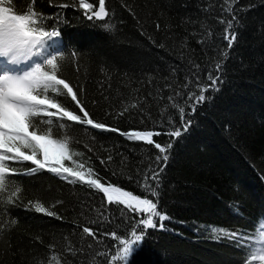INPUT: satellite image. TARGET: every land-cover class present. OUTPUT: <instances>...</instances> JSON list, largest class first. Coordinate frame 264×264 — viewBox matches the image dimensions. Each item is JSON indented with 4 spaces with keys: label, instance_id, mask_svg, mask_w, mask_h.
<instances>
[{
    "label": "trees",
    "instance_id": "trees-1",
    "mask_svg": "<svg viewBox=\"0 0 264 264\" xmlns=\"http://www.w3.org/2000/svg\"><path fill=\"white\" fill-rule=\"evenodd\" d=\"M74 2L78 5V0H53ZM109 7L110 20L89 21L78 7L36 3L48 16L62 11L66 54L79 53L75 63L65 64L64 75L83 86L94 120L121 131H167V117L178 122L179 116L166 109L172 94L166 85L175 89L185 83L189 60L207 70L221 59L227 42L219 20L230 18L223 11L227 5L224 0H110ZM233 9H243L242 27L226 61V83L210 104L197 109L188 138L173 146L159 201L172 220L165 222V231L149 230L143 250L131 257L134 264H247L245 249L226 238L217 241L210 229L254 233L249 236L254 240L264 228V0H238ZM106 22L114 25L110 32L102 28ZM68 106L74 109L70 100ZM64 131L55 130L56 136ZM71 132L72 150L83 153L75 159L88 161L102 182L143 195L138 181L150 164L155 166L158 150L91 126L75 125ZM169 139L154 137L162 144ZM13 179L22 191L4 217L16 223L0 235V264H126L111 262L110 255L97 259L102 251L114 254L116 242L103 233L123 227L122 206L107 205L112 223L87 225L98 231L102 242L97 244L90 237L82 240L78 225L97 218L94 209L106 203L102 193L46 171ZM30 200L56 204L53 210L63 219L25 207ZM68 241L78 250L75 257L65 251Z\"/></svg>",
    "mask_w": 264,
    "mask_h": 264
},
{
    "label": "snow or ice",
    "instance_id": "snow-or-ice-1",
    "mask_svg": "<svg viewBox=\"0 0 264 264\" xmlns=\"http://www.w3.org/2000/svg\"><path fill=\"white\" fill-rule=\"evenodd\" d=\"M36 3L37 0H0V235L16 223L14 219H4L10 206L16 205L22 191L13 177L33 176L46 171L69 184L86 185L103 194L106 203L94 209L97 218H86L84 225H78L82 228V240L90 237L97 244L101 243L98 231L87 225L112 223L107 215V205L122 206L123 227L103 233L116 242L112 246L114 254L102 251L97 254V259L110 255L111 262L125 261L126 264H134L131 257L143 250L144 243L150 236L149 230L165 231V222L172 220L159 206L162 174L172 157L173 146L178 142L182 143L190 135L196 123L194 117L197 109L205 103L210 104L226 83L225 65L239 39L242 25L238 17L243 9L234 11L233 5L238 0H224L227 7L223 11L230 18L219 20L224 25L221 39L227 42V50L220 53L221 59L211 64L207 70L189 60L191 67L186 72L185 83L175 89L172 85H166L172 92L167 97L166 109L170 107L176 110L178 122L169 115L167 131H121L94 120L83 99V86L74 85L64 75L65 64L69 61L75 63L79 53L72 50L66 54L59 28L65 22L61 19L62 11L48 16L37 10ZM109 3L110 0H78V5L75 2L54 4L53 0H49L50 6L61 10L78 7L89 21L110 20L114 13ZM102 28L110 32L114 25L106 22ZM156 28H160L159 23ZM208 35L211 36L212 33L209 31ZM76 70L79 71L78 66ZM69 100L74 109L68 106ZM132 107L136 105L133 104ZM123 114L124 112L120 113L121 116ZM75 125L116 132L129 140L144 142L158 150L155 166L150 164L143 173L142 182L138 181L143 195L134 194L111 181L102 182L103 178L88 161L75 159L83 156L82 152L73 151L71 147V129ZM57 129L65 130L64 134L56 136ZM161 135L168 136L169 141L162 144L154 140V137ZM88 151L91 152L92 149L88 148ZM111 160L112 157L108 156L107 161ZM25 163H30L32 167H24ZM100 163L103 165L106 161L101 159ZM261 178L264 179V176ZM56 203L62 204L63 201ZM25 207L58 220L63 219L53 210L56 204L45 207L39 200L35 203L30 200ZM81 215H84L83 211ZM261 219L264 220V216ZM210 231L217 241L226 238L237 247L245 249L247 264H264V228H260V234L254 240L249 239L254 233L217 227H212ZM65 240L67 241V237ZM87 247L91 249L92 245L88 244ZM65 251L75 257L78 250L68 241ZM79 251H84V245H81ZM52 259L56 260L57 257L53 256Z\"/></svg>",
    "mask_w": 264,
    "mask_h": 264
},
{
    "label": "rangeland",
    "instance_id": "rangeland-1",
    "mask_svg": "<svg viewBox=\"0 0 264 264\" xmlns=\"http://www.w3.org/2000/svg\"><path fill=\"white\" fill-rule=\"evenodd\" d=\"M126 190V189H125ZM129 191V190H128ZM119 262H121V263H124L125 261H119Z\"/></svg>",
    "mask_w": 264,
    "mask_h": 264
}]
</instances>
